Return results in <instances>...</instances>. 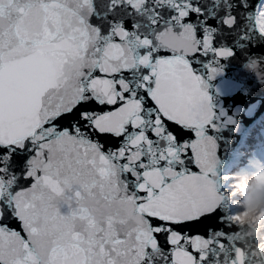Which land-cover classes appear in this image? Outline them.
I'll return each mask as SVG.
<instances>
[{
  "label": "snow or ice",
  "instance_id": "1",
  "mask_svg": "<svg viewBox=\"0 0 264 264\" xmlns=\"http://www.w3.org/2000/svg\"><path fill=\"white\" fill-rule=\"evenodd\" d=\"M229 63L264 92V0H0V264H264Z\"/></svg>",
  "mask_w": 264,
  "mask_h": 264
},
{
  "label": "water",
  "instance_id": "2",
  "mask_svg": "<svg viewBox=\"0 0 264 264\" xmlns=\"http://www.w3.org/2000/svg\"><path fill=\"white\" fill-rule=\"evenodd\" d=\"M228 0H207V3L212 6H219L221 9L225 6ZM95 41H90L94 43ZM182 46L186 49L191 48V40L186 41ZM250 71L255 70L254 62L250 65ZM227 77H236L238 80L237 89L235 93H230L228 95V108L236 113L235 119L236 124L233 126H228L225 129H221L215 134V139L218 143V173L223 176L227 173V168L232 163L235 153L244 137L252 130L254 125L264 116V92L255 89L248 94L245 93L246 89H254V85L243 80L242 77L236 72L235 67L229 63L224 69ZM202 74L205 75L207 79L206 72L202 69ZM216 83L210 84V94L213 95L214 102L219 101V97L216 95ZM233 97L239 98V103L237 104ZM218 102L217 106H220ZM227 203L229 205L227 211L228 214L233 216L237 210L235 206L232 205V201L227 198ZM244 227L242 232L245 234H250L249 238H255L256 232L247 221H244Z\"/></svg>",
  "mask_w": 264,
  "mask_h": 264
},
{
  "label": "trees",
  "instance_id": "3",
  "mask_svg": "<svg viewBox=\"0 0 264 264\" xmlns=\"http://www.w3.org/2000/svg\"><path fill=\"white\" fill-rule=\"evenodd\" d=\"M264 170V116L244 137L235 153L232 163L227 168L228 175L237 176L242 183L248 184V192L241 195L237 202L238 214L251 207L253 213H264V186L253 179V175Z\"/></svg>",
  "mask_w": 264,
  "mask_h": 264
},
{
  "label": "rangeland",
  "instance_id": "4",
  "mask_svg": "<svg viewBox=\"0 0 264 264\" xmlns=\"http://www.w3.org/2000/svg\"><path fill=\"white\" fill-rule=\"evenodd\" d=\"M237 152H238V150L236 151V153ZM225 175H228V173H226ZM224 187H227V186L224 185ZM228 198L232 201L233 206L237 205L236 204L237 202L235 200H233L230 196ZM235 215H238L237 210L233 216H235ZM242 220H243V222L244 221L249 222V224L251 226H253L256 231H259V235L261 236V238H264V224H260L261 217H260V215H258V213H253L248 217L242 218Z\"/></svg>",
  "mask_w": 264,
  "mask_h": 264
},
{
  "label": "clouds",
  "instance_id": "5",
  "mask_svg": "<svg viewBox=\"0 0 264 264\" xmlns=\"http://www.w3.org/2000/svg\"><path fill=\"white\" fill-rule=\"evenodd\" d=\"M245 210H248L249 212H252L253 209L251 207H248Z\"/></svg>",
  "mask_w": 264,
  "mask_h": 264
},
{
  "label": "built area",
  "instance_id": "6",
  "mask_svg": "<svg viewBox=\"0 0 264 264\" xmlns=\"http://www.w3.org/2000/svg\"><path fill=\"white\" fill-rule=\"evenodd\" d=\"M257 233H259V231H256Z\"/></svg>",
  "mask_w": 264,
  "mask_h": 264
},
{
  "label": "bare ground",
  "instance_id": "7",
  "mask_svg": "<svg viewBox=\"0 0 264 264\" xmlns=\"http://www.w3.org/2000/svg\"><path fill=\"white\" fill-rule=\"evenodd\" d=\"M249 223V222H248Z\"/></svg>",
  "mask_w": 264,
  "mask_h": 264
}]
</instances>
